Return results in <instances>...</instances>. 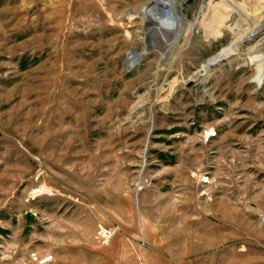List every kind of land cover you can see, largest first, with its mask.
<instances>
[{"label":"rangeland","instance_id":"obj_1","mask_svg":"<svg viewBox=\"0 0 264 264\" xmlns=\"http://www.w3.org/2000/svg\"><path fill=\"white\" fill-rule=\"evenodd\" d=\"M172 1L0 0V264H264V0Z\"/></svg>","mask_w":264,"mask_h":264},{"label":"bare ground","instance_id":"obj_2","mask_svg":"<svg viewBox=\"0 0 264 264\" xmlns=\"http://www.w3.org/2000/svg\"><path fill=\"white\" fill-rule=\"evenodd\" d=\"M154 1H157V2H161V1H166V0H154ZM218 1H220V0H218ZM173 1L172 0H169V5H173V3H172ZM234 3V2H233ZM217 4V3H216ZM230 4H231V2H230ZM235 5H233V7L231 8V10L232 11H234V12H236V11H238V10H241V13L243 12V14H248L241 6H240V4L239 5H237L236 4V2L234 3ZM150 7V8H149ZM148 8H147V10H146V12L145 13H147V15H148V12H154V17L155 18H158V19H165V18H163V17H165V14L163 13V10H162V13L161 14H159V12H156V11H153V10H151L152 8H151V6H149ZM215 7V6H214ZM218 7V6H217ZM165 8H167V5L165 4ZM217 10H219V9H217ZM221 10V9H220ZM240 12V11H239ZM170 13V12H169ZM250 14V13H249ZM217 16V15H216ZM134 17V16H133ZM167 17V16H166ZM212 17V16H211ZM150 18V17H149ZM184 19V18H183ZM179 21L181 20V18L180 19H178ZM177 20V21H178ZM226 20V19H225ZM165 20H163V22H164ZM211 21V20H210ZM223 21V20H222ZM222 21H219V22H222ZM153 22V21H152ZM264 22V15H263V17L260 19V20H258L257 22H256V26H258V25H260L261 23H263ZM178 23V22H177ZM223 23V22H222ZM225 23V22H224ZM223 23V24H224ZM217 24H219L218 22H217ZM225 25V24H224ZM240 25V24H239ZM150 29H152V28H154V31H155V34H156V38H157V43L155 44V45H162V42H164V40H165V38L166 37H168V35L166 36V34L163 32V31H161V27L162 26H160V25H158V24H148L147 25ZM168 27V26H167ZM170 27H172V26H170ZM179 27H180V25H179ZM182 27V26H181ZM260 30L262 29V28H264V24L263 25H261L260 27ZM168 29L171 31V29L168 27ZM258 28H256L255 27V29H244L243 30V34H244V36H237L238 37V39H240L236 44H233L232 46H234V45H239V46H243V44L246 46V45H248V44H251L252 43V41H253V38H254V31H256ZM241 30V29H240ZM209 31V30H208ZM217 31V30H216ZM242 33V32H241ZM154 34V35H155ZM238 34H240V33H238ZM166 36V37H165ZM214 37V36H213ZM169 38V37H168ZM168 38H167V41H168ZM237 39V40H238ZM165 42H166V40H165ZM164 44V43H163ZM258 46H254V47H251V46H249V47H247L248 48V50H249V55H250V60L252 61V63L253 64H255V63H258V65H257V67L260 69V67L262 66V63L264 62L263 60H264V38L257 44ZM239 46H238V48L237 49H235V50H239ZM148 46H146V48H147ZM165 47V46H164ZM231 48V47H230ZM246 48V49H247ZM226 53V49L225 50H222L221 52H219L216 56L217 57H224V54ZM250 61V62H251ZM263 61V62H262ZM264 65V64H263ZM200 72H198L193 78L194 79H196L197 78V76H198V74H199ZM260 73V72H259ZM261 75H262V73H260ZM262 78H264V77H258V82L259 83H261L262 81Z\"/></svg>","mask_w":264,"mask_h":264},{"label":"built area","instance_id":"obj_3","mask_svg":"<svg viewBox=\"0 0 264 264\" xmlns=\"http://www.w3.org/2000/svg\"><path fill=\"white\" fill-rule=\"evenodd\" d=\"M259 219H260V223L262 225H264V212L260 214ZM99 233H100V235H105L106 233H107V235L110 234V232L108 230H106V229H101V231Z\"/></svg>","mask_w":264,"mask_h":264}]
</instances>
